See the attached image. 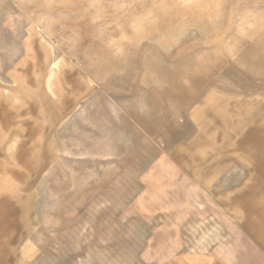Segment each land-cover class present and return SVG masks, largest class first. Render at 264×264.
<instances>
[{"label": "rangeland", "instance_id": "1", "mask_svg": "<svg viewBox=\"0 0 264 264\" xmlns=\"http://www.w3.org/2000/svg\"><path fill=\"white\" fill-rule=\"evenodd\" d=\"M3 109L0 264H164L159 156L264 149V0H0Z\"/></svg>", "mask_w": 264, "mask_h": 264}, {"label": "crops", "instance_id": "2", "mask_svg": "<svg viewBox=\"0 0 264 264\" xmlns=\"http://www.w3.org/2000/svg\"><path fill=\"white\" fill-rule=\"evenodd\" d=\"M4 116L3 109L1 123ZM254 132L239 143L234 134L213 132L183 139L150 168L173 189L158 197L159 206H179L174 240L163 249L174 253L164 264H264V149L253 143L260 134ZM163 169L175 177H161ZM176 173L203 196L183 195Z\"/></svg>", "mask_w": 264, "mask_h": 264}]
</instances>
